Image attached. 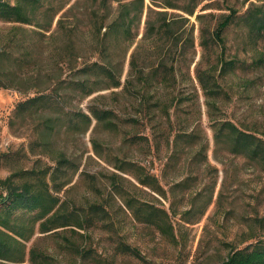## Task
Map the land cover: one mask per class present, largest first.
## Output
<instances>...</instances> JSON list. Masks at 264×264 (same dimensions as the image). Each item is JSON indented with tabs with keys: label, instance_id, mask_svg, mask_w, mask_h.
<instances>
[{
	"label": "rangeland",
	"instance_id": "rangeland-1",
	"mask_svg": "<svg viewBox=\"0 0 264 264\" xmlns=\"http://www.w3.org/2000/svg\"><path fill=\"white\" fill-rule=\"evenodd\" d=\"M40 1L28 7L30 23L0 19L8 85L0 86V179L46 170L50 192L83 227L68 217L64 226L34 229L26 251L35 244L57 264H221L264 233V168L232 151L226 128L215 126L228 120L264 138V33L251 35L242 18L264 0H172L178 8L152 12L143 0L128 38L114 28L102 35L128 0ZM230 9L220 57L214 29ZM165 19L170 28L152 30ZM94 61L119 84L77 70ZM48 93L63 110L93 107L108 117L66 131L57 105L16 112L19 101ZM62 155L73 161L59 162ZM23 212L32 216L14 214Z\"/></svg>",
	"mask_w": 264,
	"mask_h": 264
},
{
	"label": "trees",
	"instance_id": "trees-1",
	"mask_svg": "<svg viewBox=\"0 0 264 264\" xmlns=\"http://www.w3.org/2000/svg\"><path fill=\"white\" fill-rule=\"evenodd\" d=\"M40 0H16L15 3L10 4L0 0V19H8L14 22L30 23L31 20L28 18V7L29 6H40L43 5L37 3ZM151 6H149L148 12L154 11V7L160 8H178L177 4H174L172 0L159 1L150 0ZM39 4V5H38ZM143 0H128L119 4L116 17L105 27L103 36L110 33L111 29H116L124 37L128 38L132 34L133 23H136L143 12ZM48 7V6H47ZM47 7L45 9H47ZM132 7V15H131ZM182 9V8H180ZM184 12L191 14L192 8L182 9ZM58 11V10H57ZM55 11V13H57ZM165 11V10H162ZM236 11L230 9L227 14H221V19L218 21L214 29V38L221 46L220 57H222L224 48L223 31L231 23L234 18ZM242 17V16H241ZM247 22L248 31L251 35H257L264 33V2L259 5L252 4L248 7L242 17ZM58 27L61 22V18L58 19ZM148 22V19L147 21ZM38 27L40 25L36 23ZM170 28V23L165 19L157 26H152V30L158 32L165 31ZM59 29H55L50 32L49 37L55 38ZM70 36V35H69ZM70 39V37H69ZM72 40V39H71ZM73 44V42H72ZM3 51L0 52V56L3 55ZM1 59V58H0ZM258 59L264 62V56L260 55ZM223 59H220V64L223 65ZM90 69H95L97 72L103 74L105 77L112 79V85L117 86L120 82L119 78H116L112 71L103 64L97 61L91 64H86L78 71L86 72ZM6 69L4 64L0 60V86L7 87L3 75ZM77 87H85L87 84L83 80H77L75 82ZM57 90L59 86L52 87ZM92 90H88L85 94H89ZM39 103V104H38ZM58 99L55 98L53 93L35 95L25 100L19 101L16 105V112L22 114L24 111H46L49 108H53V105L58 104ZM61 109V107H60ZM61 113L58 117L63 118V125L66 131H73L74 128L83 123L88 126L91 122L92 117L101 120L107 119L108 111L89 108V113L82 110H60ZM62 114V115H61ZM218 130L222 131L226 128L228 133L227 137L232 145V151L239 152L245 156L256 159L264 168V138L254 133H248L240 130L231 121L224 120L216 122ZM217 130V128H215ZM63 157V158H62ZM62 157L59 162L64 160L66 163L73 161L68 158ZM66 159V160H65ZM59 167L54 168V174ZM46 170L38 171L36 169H21L10 173L6 177L0 179V188L2 190L0 199L2 202V208H0V258L6 260H14L22 262L27 256L29 264H57L55 259L48 255L45 250L38 246L31 245L26 251L24 241H28L31 235L34 233V229L37 232H47L58 226H64L68 223V217H74V224L76 227H83L81 222V215L79 213H73L65 210L64 204L59 202V197L54 195L49 190V182L46 179ZM140 183H144L141 178H137ZM53 180V179H52ZM54 181V180H53ZM60 186L57 188L59 189ZM4 193V194H3ZM22 210L31 212L32 216H24L22 214H14L15 211ZM33 211V212H32ZM99 212L96 205L91 204L89 212ZM151 217L154 215L152 212L149 214ZM262 220L264 216H262ZM148 220H154L148 218ZM155 222V221H154ZM161 228V227H159ZM264 228V226L262 227ZM74 231V229H73ZM64 247L63 242H59ZM126 250L136 253L134 249L129 246ZM76 251V250H75ZM80 253V251H76ZM221 264H264V233L256 235L253 241L246 243L240 247L232 248L223 259Z\"/></svg>",
	"mask_w": 264,
	"mask_h": 264
}]
</instances>
